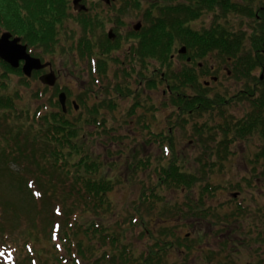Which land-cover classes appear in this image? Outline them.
Returning <instances> with one entry per match:
<instances>
[{"label": "trees", "instance_id": "16d2710c", "mask_svg": "<svg viewBox=\"0 0 264 264\" xmlns=\"http://www.w3.org/2000/svg\"><path fill=\"white\" fill-rule=\"evenodd\" d=\"M193 1L199 7L186 11L194 13L196 16L197 11L201 8L200 5L206 0ZM68 2L69 0H0V27L11 33L19 34L24 39L23 41L33 44L36 48H45L44 52L53 53L56 50L55 47L57 48L56 38L60 33L64 34L62 24L67 15ZM163 2L159 8V17L148 18V23L144 27L148 31L145 38L148 34L149 39L143 42V52L148 56L155 55L158 51L161 52L163 69H159L158 76L166 79V83H169L168 88L160 89V93H166L163 96L162 105L154 102L149 95L146 98L147 113L151 114L150 116L159 115V121L167 122L168 127L165 130L154 131L149 128L151 126L149 117L146 114L142 117L148 127L149 138L147 140L157 138L159 144L164 145L162 159L165 160L160 159V166L154 172L159 175L158 183L151 189H147L143 195L147 200L148 196H155V200H159L160 197H164L166 190L170 187L191 189L197 180L203 178L198 167L183 164L180 160L181 152L175 150V146L180 140L179 126L181 129H185L188 124L187 119L194 115V112H209V110L219 107L224 115V120L218 122L219 125L213 126L220 128L218 131L214 130V138L219 136L220 142L227 149L238 138L248 140L251 137H256L260 145L254 156L264 159V78L261 80L255 77L262 94L261 99L256 97V99L250 100L251 106H254L255 109L248 110L244 116L237 120L231 121L229 115L225 114L223 107L226 105V98H222L218 93L215 97L207 98L209 89L197 79L192 83L196 92L195 96L190 98L188 91L180 90L182 87L188 86L186 84L187 77L184 76L182 84H180L174 73L164 67L170 65L171 46L174 43V17L172 14L173 5L166 1ZM139 3V0H131V6H137ZM154 4H151L150 8H154ZM150 8L146 15H149ZM215 32L217 31L214 28L205 30L202 34L195 32V38L206 48L214 44ZM219 35L218 31V46L223 42L219 41ZM243 38L244 32L240 34L230 32L225 35V54L222 52L223 57L235 58L232 77L237 81L244 80L245 74L251 75V70L258 64H262L261 66L264 68V55L259 52L260 49L255 51V56H251L250 52H244L243 60L238 62L237 49ZM251 39L254 47H260L262 42L260 36L254 35ZM147 69H151L149 64ZM159 80L162 79L159 78ZM147 86L154 85L148 83ZM253 90L254 88L251 91L250 87V90L247 91L253 95L255 92ZM1 91L0 89V181L3 183L5 179L7 184L4 182V188H0V209L7 215L10 212L8 217L12 218L7 219L6 216L1 215L2 211H0V264H39V260L46 262V259L39 258L40 254L34 250V247L44 241L54 243L55 230L59 231V239L74 233L73 238L77 240V253L85 255L92 247L90 240L103 226L97 217L90 219L87 217L88 212L94 207L85 210L74 207H77L80 199H85L87 205L92 201L96 202L97 206L92 210H96V215L105 214L104 212L109 210L104 207L111 206L106 196V192L112 188V181L106 171L110 162L106 163L105 160L98 159V154L96 155V152L90 148L95 141L92 142L88 137L91 134L84 130V125L78 122L77 118H67L54 112L49 114L33 113L30 117L34 118L35 123L31 121L30 124H27L23 118L27 112L26 108L17 105L16 94L7 95L2 94ZM51 104L57 105L58 101L55 103L50 101ZM165 112L170 113L166 115ZM173 116L175 118H172ZM194 126V134H204L198 123H195ZM204 126L208 129L211 128L209 123H204ZM202 139L205 138H200L199 141ZM102 154H105V151ZM168 155L170 156L165 157ZM13 164L18 168H12ZM110 164L112 167L118 165L117 162ZM149 165H151V160L148 156L144 159L137 158L131 165L129 164L131 169L132 166H135L139 170H144ZM222 183L219 185L223 188V185H227L229 182ZM238 183L240 182L229 184L235 188L240 186ZM210 185L215 184L210 183ZM208 187V183H203L199 189L200 193L195 192L194 195H198L200 198L192 195L195 203L202 202V194L206 193L202 188L208 189ZM57 188H61L60 197H54L49 209L39 210L35 216H32L34 212L27 202L26 192L31 198L41 197L40 201L44 203L48 195H55ZM2 189L8 193L12 191L13 195L6 194ZM25 189H27L26 192H24ZM68 197L75 203L73 206H71V201H68ZM243 199L236 198L233 201L234 206L226 215L219 213L215 215L217 217L225 216L228 221H239L231 226L232 229L228 227L232 232L240 233V236L236 238L239 245L250 248L246 249V258L244 260L238 258V263L264 264V202L254 201L253 204ZM155 200L152 203H155ZM228 202L226 201V204ZM202 203L206 204L204 200ZM100 207H102L101 212H97V208ZM196 209L202 213L206 212L201 208ZM27 217L29 227L21 228L18 222L20 219L26 221ZM73 221L77 223V230ZM45 222H49L47 227H43L42 223ZM57 224L60 226L57 227ZM168 230L171 231L170 228ZM158 243L161 246H166V243L161 239L158 240ZM54 245L56 246V244ZM116 250L118 251V248ZM118 252L120 253V251ZM4 254L10 256V262L6 261ZM143 255V264H160L164 254L149 248ZM55 256L62 257L61 253H56ZM114 257H118V255H114ZM133 258L135 255L132 252H122V259L125 262L140 263L139 259ZM228 258L233 259L230 264L236 262L234 257L229 256ZM212 259L213 257L210 256V264ZM223 263L227 264V261Z\"/></svg>", "mask_w": 264, "mask_h": 264}, {"label": "rangeland", "instance_id": "374dc122", "mask_svg": "<svg viewBox=\"0 0 264 264\" xmlns=\"http://www.w3.org/2000/svg\"><path fill=\"white\" fill-rule=\"evenodd\" d=\"M69 1L70 11L73 12L72 2L71 0ZM123 1L124 0H116L112 3V6L115 8L120 7L122 6ZM232 1L237 3L241 2L243 5L251 4V2L247 0ZM255 2L256 5H258L261 3V0H256ZM86 5L88 7H93L89 0H87ZM146 5L147 4L143 3L141 4L140 8L128 7L127 13H123L120 16L127 22L129 26H131V22L139 17V10H141L143 6L146 8ZM95 10L100 12V14L105 12L101 9V7L97 6L96 9L94 8L91 10V13L93 14ZM208 15L209 14L207 12H202L200 16L193 21V24H196L197 29H200L201 25L203 24L201 19H207ZM253 16L254 13L253 15L250 13L245 14L244 12H240L239 14L228 13L227 18L229 20L227 21L225 28H222L221 32H219V41H223L224 44H219L217 49L220 50H212V53L202 56V61L205 64V71L208 72L209 70V74L207 75L206 72L204 75H201L200 82H202L205 77L209 80L211 75L218 76V79L216 81H212L208 86L209 90L207 92V96L210 95V98H212L215 97L214 94L218 93L222 98H226V105L223 107V109L225 110V114L229 115V119L231 121L237 120L238 118L245 115L248 110L251 111L255 108L254 106H251V99H247V97L243 96V89H245L244 85L232 77V73L230 71L231 64L227 63V58L231 56H224L222 59L220 58L222 52L225 54V51H223V47L225 50L224 35H227L230 32H233L234 34H240L244 31L246 34H244V38L241 43L243 47H241V49L237 52L238 62L243 60L244 52H250L251 56H255V52L247 50L246 48L253 46V40H251V38L254 35L263 36L264 25L262 24L261 26H258V30H253L255 28V17ZM80 17L81 16H71V14H68L67 22L69 23V21H73L72 19ZM104 19L107 20L106 24L111 23V21H109L110 18ZM73 23L77 22L74 21L72 24ZM119 27L120 26H115L113 30L115 32L118 31L121 33V35H123L124 31ZM73 28L77 30L79 25H77V27L73 25ZM108 28L109 27L106 26L104 31H106ZM128 28V26L124 25L125 31H127ZM6 30L7 29L0 27V34ZM124 44H127V42H124ZM216 52L218 54H216ZM42 54H46V58L50 57L49 59L52 60V66L54 69L59 68L62 73L69 72L65 76L64 80L65 83L70 85L72 89L81 87L83 83H86V81L89 82V76L86 73V70H84L86 61L81 59L82 61L78 60L72 65L70 63L72 55L66 58L64 55H59L56 50L53 53L45 51L42 52ZM231 59L234 61L235 58L231 57ZM66 61H68V68L64 67ZM153 65L156 68L159 67L158 62L153 61ZM210 66H214L215 70L211 71ZM225 66L227 69L224 68ZM165 68H168L173 72L171 65L168 64V66H165ZM255 68L256 69L253 70V74L258 76L262 69L260 67ZM5 70L9 71L10 69L8 70V68H5L4 64L0 63V73L5 74V76L3 75V77H0V82L6 84L9 83L10 92H16V103L18 106L26 108L27 112L23 118L27 124H30L31 121H34V118L30 117V115L35 112V108L36 110H42V113L45 112L46 109H49V103L46 102L47 99L50 98L52 92L45 91L42 83H38V81L34 82L33 84L34 90L28 89L25 84H21L19 75L13 72H4ZM228 71H230V73ZM161 86L162 84L160 83L158 87L160 88ZM180 90H185L192 94L196 93L194 87L191 88L189 86L182 87ZM255 90L258 93V97L261 99L262 94L260 93L259 85L255 87ZM34 91H36L37 94H34ZM239 91H242L240 94L242 96H235V94L239 95ZM41 95L42 97L40 98ZM152 96L154 101H160L163 99V96H160V94H152ZM242 98L244 100H242ZM165 113L167 115L170 112ZM145 114L149 117V122L151 125L149 128H152V130L160 131L165 130L168 127L167 122L159 121V115L156 114L150 116L151 114L147 113L146 110ZM122 117H120L119 121L116 122V125H121L122 128L118 133L117 130H114V132L117 133L115 135L116 137H114V143H112L111 140L105 136L106 133L92 132L91 135L88 136L90 139H92V142L95 141L100 143L98 146H90V148L96 152L95 154H98V159L105 160L106 163L117 162L120 164L119 168L113 169L112 165L109 163L108 170H106L109 179L114 180L112 188L113 191L106 193L111 206L104 208H109V210L104 212L105 214L100 213L99 215H96V210L92 211L97 206L96 202L92 201L87 205V200L85 199H80L77 207H74L80 210L94 207L88 212L87 217L88 219L97 217L99 223H102L103 228L92 237L90 240L92 247L89 248L90 250L87 251L85 255H80L77 253V240L73 238L74 233L66 238L58 239V248L54 245L56 244L55 242L53 243L44 241L42 244H36L34 250H37L38 253H41L38 255L39 258L46 259V262L44 260H39V264H131V262H125L124 259H122L123 251H126L127 253L132 252L135 254L136 259L141 258V260H143V254L149 250V248L164 254L160 264H198L197 262L199 261V256L197 255L203 252L202 248L205 246V244L202 243L199 246L190 245V249H188L184 247L185 244L179 242L173 235H169V233L165 232H160L162 234L160 235L156 232L159 231L160 228H168V226L174 228L176 226V222L180 220L181 223L176 226V229L180 231V234H183L184 231H181V229L183 223L188 217V215L185 213L187 210L186 208L188 207L185 204V201L189 199L188 196L194 195V192L199 190L203 183L209 184L210 189L209 187L208 189L202 188L206 192L205 194H202L203 200H205L204 202L206 204H203L202 202L198 203V206L200 205L201 207L203 205H206L205 207L208 206L206 212H204L206 219L200 224L197 219L193 220L190 226L192 231L187 229L186 232H191L193 235L196 233H205L208 236V239H205V241L209 242V247L212 249V251L218 250L220 248L221 244L219 242L221 237L225 234V229L228 226L231 227L239 223V221H228L225 219V216L217 217L216 215L212 214V211H217L219 214L226 215L230 208L234 206L233 201L238 197L240 200L244 198L243 200L253 204L254 201H260L261 203L264 202V159L254 156L260 145L258 144L259 141L256 140L258 138L251 137L248 140L238 138L232 142L227 149H225L224 145L220 142V137L217 136L214 138V130L218 131L220 128L213 126H215V124L219 125L218 122H222L224 120V115L221 113L220 108L218 107L209 110V112H194V115L189 117L190 120L187 119L188 124L185 126L186 130L184 128L181 129V126H179L178 130L180 140H178V145L175 146V150L181 152V162H183L185 165L189 164L198 167L199 172L203 174L202 179L204 180H197L191 189L182 190L180 187L168 188L166 190V204L164 206H159V203H154L152 206L150 200H155V196H148V200L144 198L142 200L143 204L138 207V204H140L141 195L144 194L143 189H151L153 184L158 183L159 175L155 174L154 172L156 171V168L160 166V157L162 154L164 155V146L159 144L157 138L154 140H147L149 138L147 134L148 127L144 123V118H142L144 116L136 117L127 115L125 117L127 120L126 122L123 121ZM139 117H141L140 121ZM107 118L112 122L113 116L111 114L107 113ZM172 118H175V116ZM195 123H198L199 127L202 128L204 131L203 135L194 134L193 129L195 128ZM204 123H209L211 128H206ZM93 128L94 126L92 125L89 127V130ZM102 128L103 126L99 125L98 129L102 130ZM89 130H87L88 133L90 132ZM126 134L127 136H125ZM200 138L205 139L199 141ZM104 151L105 154H102ZM146 156H148L149 160H151V165H149L148 168L144 170H139L135 166L132 167V169L130 168V160L136 161L137 158L144 159ZM169 156L170 155L165 157ZM12 168L17 169L18 167L17 165L13 164ZM132 170H135L136 173L132 172ZM224 181L231 184L240 182L238 183L240 186L233 185L236 187L232 188L231 184L228 183L227 185H223L224 187L222 188V186L219 184H223L222 182ZM4 182L7 184L5 179ZM4 182L2 183L0 181V188H4ZM210 183L215 185H210ZM3 190L4 189H2V191ZM4 191L6 192V190ZM26 191L27 189H25L24 192ZM235 191L238 193H235ZM12 193V191L10 193H8V191L6 192V194L9 195H13ZM60 193L61 188H57L55 195H48L46 201L42 203L40 201L41 197H35L34 199L33 197L31 198V196L26 192L28 199L27 202L34 212L32 213V216H35L36 212L39 210L49 209L54 197H60ZM198 193H200V191ZM194 196L200 198L198 195ZM67 199L68 201H71L70 197ZM158 201L160 204H162L164 197H160ZM226 201L229 202L226 204ZM73 204L75 203L71 201V206H73ZM172 205H174L173 210L178 211V213H174V218H171L167 214V211H169V208ZM151 206L152 209L149 211L148 208ZM181 208L182 211L180 210ZM24 209H26V206H24ZM101 209L102 207L97 208V212ZM0 211L2 210L0 209ZM139 211L141 214H143V220L146 222V227L149 229L152 227L156 229L153 237L148 236V233L147 235L145 234V227L141 225L138 226L141 220L138 218ZM1 215L6 216L7 219L12 218L8 217L10 212L7 215L2 211ZM135 217L137 218L136 221L134 220ZM161 218L164 219L163 223L159 221ZM131 221L133 222L131 223ZM73 222V225L77 230V223L76 221ZM18 223L21 228L26 229L29 227L28 217L26 218V221H22L20 219ZM48 223L49 222L42 223L44 225L42 226L47 227ZM38 225L40 226L41 224ZM227 236L237 237L240 236V233L232 232ZM158 237L166 242V246H161L158 243L156 239ZM224 238L225 237H222V239ZM167 242H172V247H169ZM236 246L239 247L238 258L244 260L246 258V249L248 250L250 247H246L245 245L244 247L239 244ZM116 248H118L120 253L116 250ZM56 253H61L62 257L57 258L55 256ZM205 253H207V251H205ZM114 255H118V257H114ZM75 258H77V260H75ZM222 261H227V264H230L233 262V259L215 258L212 259L211 264H224ZM234 264H237V262H234Z\"/></svg>", "mask_w": 264, "mask_h": 264}, {"label": "flooded vegetation", "instance_id": "af4514ba", "mask_svg": "<svg viewBox=\"0 0 264 264\" xmlns=\"http://www.w3.org/2000/svg\"><path fill=\"white\" fill-rule=\"evenodd\" d=\"M84 1L87 2V0ZM89 1L93 7L85 5L86 9H82L78 5L76 7L72 5L73 12L70 11V3L68 4L67 16L68 14H71V16H80L79 13L89 11L90 14L89 16H81L80 18L72 19L73 21H69V23L66 18L62 24L64 34L60 33L58 38H56L57 48L55 47L59 55H64L66 58L72 55L70 61L72 65L81 59L86 61L84 70H86L89 76V82L86 81L81 87L72 89L64 80L69 72L62 73L59 68L54 69L52 60L49 59L50 57L46 58V54H42L45 48H36L33 44L23 41L24 39H22L19 34L15 36L20 38L22 44L26 45L27 52L33 57L40 58L46 65L42 69L33 70L31 76H27L22 70L24 60L20 59L16 68L9 65L12 71L8 69L9 71L5 70L4 72L16 73L19 75L21 84H25L28 89L32 90H34V82H41V76L47 74L52 75L54 79L53 84L46 85L41 82L45 91L52 92L49 101L54 103L55 101L57 102V100H59V95L63 93L65 102L63 105L60 103L57 105L49 104L50 107L48 110H45L44 114L54 112L59 115H64L67 118H77V121L82 123L85 129L89 130V127L93 125L94 128L89 130L91 133H106L105 136L114 143L115 135L122 128L121 125H116V122L119 121L122 115L124 122L127 121L125 119L127 115L136 117L143 116L146 110L147 95L151 96V98H153L152 94H160V96L166 95L164 92L159 93L156 86L160 81L159 78L162 79V77L158 76V71L159 69L161 70L162 67L161 52L159 53L158 51L155 55L149 56L143 52V42L149 39L148 34L145 38L148 31L143 28L146 25L144 15L147 12L144 6L139 10V17L132 21L131 26H129L120 15L127 13L128 7H132L131 0H124L122 6L117 8L112 6L115 0L107 3L104 2V0ZM139 1L140 4L145 3L148 5L155 3L157 5L156 10L149 14V16L155 18L159 17L160 13L158 7L163 1L170 2L173 5L174 43L171 46L170 65L176 80L178 79L179 83L182 84L181 81L183 77L186 76V84L191 88H193V81L197 79L200 82V76L207 72L205 71L206 69L202 61V56L212 53V50H220L217 49V32H221L220 30L225 28L229 20L227 18L228 13L239 14L240 12H244L245 14L250 13L251 15L254 13L255 28L253 30H258V26L264 25V0H261V3L258 5H256V0H247L250 1L251 4L245 5L241 2L237 3L232 0H206L200 5L201 8L197 11L198 14L196 16H194V13H188L186 11L187 9L199 7L193 0L192 2L191 0ZM97 6L101 7L105 12L100 14V12L95 10L92 14L91 10L94 8L96 9ZM202 12H207L209 15L207 19H201L203 24L200 29H197L193 21L198 18ZM104 18H110L109 21H111V23L109 22L110 24H106L107 20ZM74 21L77 23L72 24ZM73 25L76 27L79 25V28L75 30ZM124 25L129 27L127 31L124 30ZM106 26L109 28L104 31ZM115 26H120L119 28L123 29L124 34L121 35L120 32H115L113 30ZM211 28L217 31L214 36L215 41L212 46H207L205 48V46L195 38V32L202 34V32L205 30L208 31ZM109 29H112L115 34L111 39L107 35ZM124 42H127V44H124ZM222 44H224V42ZM63 48H65V50H63ZM246 49L250 50L251 47ZM216 54L218 53L216 52ZM153 61L158 62L159 67L156 68L153 65ZM227 63L233 64L231 57L227 58ZM67 64L68 61L65 62V68H68ZM148 64L151 67L149 70L147 69ZM224 68L226 69L227 67L225 66ZM210 69L214 71L215 67L210 66ZM228 72L230 73V71ZM1 74L5 75L3 73ZM208 74L209 70L207 72V75ZM214 76L216 75H211L210 77ZM203 80H207V78L205 77ZM148 83L154 86L148 89ZM166 85L168 86L169 83ZM35 93L37 92L34 91V94ZM194 95L195 93H189L190 98ZM209 96H207V98L211 97ZM154 102L162 105V99ZM107 113L113 116L112 122L108 120ZM99 125L103 126L102 130L98 129ZM114 130H117V133H115ZM125 136H127V134ZM160 159H162V156Z\"/></svg>", "mask_w": 264, "mask_h": 264}, {"label": "water", "instance_id": "95a60500", "mask_svg": "<svg viewBox=\"0 0 264 264\" xmlns=\"http://www.w3.org/2000/svg\"><path fill=\"white\" fill-rule=\"evenodd\" d=\"M79 1L80 0H73V3L77 5ZM106 1L109 2V0ZM82 7H84V5H82ZM113 35L112 31L109 30V36ZM0 58L10 63L12 66H17L19 60L24 59L25 63L23 70L26 75H30L33 69H39L45 66L44 63L41 64L39 58L32 57L26 52V45L20 44L18 37L11 39L10 32H5L0 36ZM41 80L49 85L54 83L53 76L50 74L42 76ZM59 97L63 105L65 102L64 94H60Z\"/></svg>", "mask_w": 264, "mask_h": 264}, {"label": "bare ground", "instance_id": "6f19581e", "mask_svg": "<svg viewBox=\"0 0 264 264\" xmlns=\"http://www.w3.org/2000/svg\"><path fill=\"white\" fill-rule=\"evenodd\" d=\"M116 168H119V166H118V165H115V166L113 167V169H116Z\"/></svg>", "mask_w": 264, "mask_h": 264}]
</instances>
